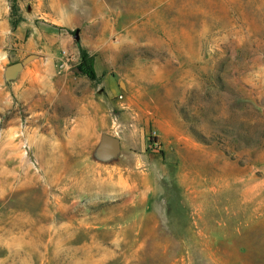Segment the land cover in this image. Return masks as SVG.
Wrapping results in <instances>:
<instances>
[{
  "label": "rangeland",
  "instance_id": "obj_1",
  "mask_svg": "<svg viewBox=\"0 0 264 264\" xmlns=\"http://www.w3.org/2000/svg\"><path fill=\"white\" fill-rule=\"evenodd\" d=\"M0 264H264V0H0Z\"/></svg>",
  "mask_w": 264,
  "mask_h": 264
},
{
  "label": "water",
  "instance_id": "obj_2",
  "mask_svg": "<svg viewBox=\"0 0 264 264\" xmlns=\"http://www.w3.org/2000/svg\"><path fill=\"white\" fill-rule=\"evenodd\" d=\"M74 37L77 38V31H75ZM30 58V57H28ZM27 58V59H28ZM25 59L24 61H16L13 62L9 65H7L4 69V78L6 81H10L11 79H15L19 72L22 70L24 62L27 60ZM102 143L105 148L111 149V148H118L120 145V140L119 138L105 134L103 135L102 138Z\"/></svg>",
  "mask_w": 264,
  "mask_h": 264
},
{
  "label": "trees",
  "instance_id": "obj_3",
  "mask_svg": "<svg viewBox=\"0 0 264 264\" xmlns=\"http://www.w3.org/2000/svg\"><path fill=\"white\" fill-rule=\"evenodd\" d=\"M19 20L12 21V25H16ZM46 31H58L59 28L54 25H41ZM78 69L86 74L90 78L95 77V71L93 68V58L86 52L81 51L79 56Z\"/></svg>",
  "mask_w": 264,
  "mask_h": 264
}]
</instances>
